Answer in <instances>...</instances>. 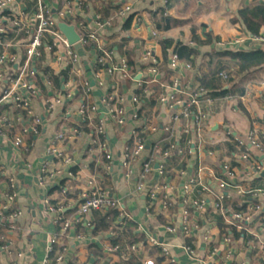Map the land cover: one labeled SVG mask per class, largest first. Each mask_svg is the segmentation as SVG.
<instances>
[{"label": "crops", "instance_id": "crops-1", "mask_svg": "<svg viewBox=\"0 0 264 264\" xmlns=\"http://www.w3.org/2000/svg\"><path fill=\"white\" fill-rule=\"evenodd\" d=\"M78 1L80 4L73 6L75 18L96 29L101 40L89 45H73L78 60L68 63L63 45L57 43L48 50L47 45L53 37L46 36L41 55L30 62L35 70L30 81L36 89V94L30 95V108L39 116L40 123L37 134L23 136L29 144L26 153L15 154L11 138L22 124L31 127L33 122H29L25 112L13 107L9 97L2 103L1 111L10 117H20L9 130L8 137L0 138V157L6 169L13 170L18 178L14 206L21 209V214L17 218L19 229L7 231L5 235L8 249H0V264L13 261L45 264L50 237L59 229L54 213L46 208V198L54 203L68 204L64 212L70 225L61 237L65 251L63 261L57 264H130L126 255L120 256L107 249L106 245H111L108 238L115 233L113 230L93 231L92 220L102 210H93L85 216L77 213L76 206L81 194L88 190L89 180L120 202L126 215L124 220L133 223L136 233L142 235L141 240L134 242L138 245L142 264L162 255L160 246L151 245L148 237L163 243L175 264H264V179L254 177L259 172L257 165L262 154L247 141L250 131L259 138L264 134V67L238 72L232 59L224 53L248 51L258 46L264 48V44L258 45L250 39L251 34L239 21H234L241 7L264 3V0H135L126 16L118 14L117 0L112 7L106 6L107 0ZM44 2L58 20L57 12L64 0ZM19 8L24 12L22 26H31L36 0H19ZM160 8H165L167 15L179 22L168 30H158L155 21L159 15L153 13ZM96 16H100V25H97ZM7 23L8 20L0 18V24ZM152 31L157 35L153 36ZM263 32L264 25L260 28V33ZM9 34L0 51L14 53L16 61L4 68L0 96L13 85L24 63V47L28 40L23 29ZM163 39L170 41L167 60H164ZM119 44L121 51L116 49ZM109 46L113 47V54L106 57L107 66L125 59L126 48L133 49L134 66L128 76H123L118 69L108 73L107 67H98V57ZM147 51L149 56L145 55ZM172 52L178 54L176 68L169 64ZM154 61L155 78L159 76L156 79L161 80L163 88L160 95L171 93V82L178 79L182 86L189 83L193 88L202 87L210 98L199 104L205 114L199 134L192 118L172 121L171 116L180 111V106L169 107L159 100L160 95L152 102L148 89L152 82L146 77ZM186 62L190 63V68L183 66ZM221 71L228 73L227 80L218 76ZM36 77L41 79V84ZM86 81L88 90L84 86ZM138 81H143L147 87L135 104L133 97L141 86ZM67 92H71L72 97L68 98ZM110 95L115 98L114 107L125 109L122 124H116L111 118V107L107 104ZM176 97L185 100L187 92L176 93ZM56 98L60 102H55ZM81 105L86 108L84 114L80 113ZM133 111H138L149 126L143 134L145 149L139 158L130 162L132 171L126 175L125 147L131 144L137 125L132 119ZM100 121L104 126L103 138L109 146V161L97 146L103 139L96 132ZM60 132L65 137L57 147L73 158L68 165L45 154L47 146ZM236 138L247 142V150L237 144ZM171 144L174 146L169 149ZM166 150L168 153L164 154ZM150 157L152 170L140 179L142 162ZM44 162L54 174L42 179L40 168ZM157 165L162 166V173L155 170ZM223 165H227L229 176ZM191 178L195 183L185 192L184 185ZM140 181L143 186L138 189ZM221 181L225 182L224 187L219 186ZM163 185L168 188L166 192L172 206L161 209L155 204L149 211L147 193L156 190L161 194L165 191ZM4 187L5 178L0 174V189ZM236 187L252 190L255 194L244 198L236 192ZM220 194L224 198L216 207ZM199 198H204L206 205L195 209L190 201ZM183 210H187L191 226L196 225L190 227L189 235L180 229ZM237 212L242 214L241 218L234 216ZM218 219L228 228H234V233H221ZM167 225L174 226L175 230L168 232ZM116 228L124 242L132 237L124 223ZM206 234L209 241L205 239ZM224 235L230 236V242L223 240ZM185 246L192 252L189 253ZM212 247L216 248L213 256L210 254Z\"/></svg>", "mask_w": 264, "mask_h": 264}, {"label": "built area", "instance_id": "built-area-1", "mask_svg": "<svg viewBox=\"0 0 264 264\" xmlns=\"http://www.w3.org/2000/svg\"><path fill=\"white\" fill-rule=\"evenodd\" d=\"M123 3L121 5L118 14L120 16H126L131 10V3L135 0H122ZM80 4L78 0H64L62 8H60L57 12L58 20H56L53 16L52 9L49 5H47L44 0H36V10L33 14V23L30 25L22 26L24 12L19 8V0H0V18L3 20H8L9 24H0V46L6 44V40H4L9 32L14 30L23 29L28 34V40L25 43L24 54L25 60L24 63L20 66L17 77L13 80V85L9 88L5 89L0 96V106L7 97L11 99V104L13 107L19 111L25 112L27 117L29 118V122H33L32 126H28L27 124H22L20 130L13 134L11 138V144L14 147L15 154L21 155L26 153L29 150V144L25 143L23 136L24 134L31 133L37 134L39 129L37 124L40 123V118L37 114H34L32 109L30 108V95L36 94V89L33 83L30 81L31 78L35 76V70L31 67L30 62L38 58L41 55V47L45 43L46 36L50 35L53 37L51 43L47 45V49L51 50L57 43H60L64 47V52L68 58V63H75L78 60V55L76 51L73 49V44H69L66 36L62 33L60 28L58 27V23L63 22L68 25H72L75 32L78 35V44L89 45L92 42L100 41V34L96 29L89 28L84 20H80L75 18V11L73 6ZM100 16H96L98 19ZM100 19L97 21V25H100ZM152 35L156 36L157 32L152 31ZM250 39L258 44H264V32L258 33L256 35H251ZM113 54L112 48L109 46L104 49V52L101 56L98 57V62L101 64L106 63V57H109ZM146 56L150 55V52L147 51L145 53ZM16 61V56L14 53L6 52L5 50L0 51V78L3 75L4 68L6 66H10ZM154 64L147 69V72L150 76H155L157 74V68ZM169 64L172 68H176L179 66V58L175 52H172L169 57ZM185 68H190V63L186 62L183 64ZM121 70L123 76H128V66L127 62L124 58L121 59L119 63H113L110 66H107V72L111 73L114 70ZM218 76L224 80L228 79V73L225 71H221L218 73ZM143 81H138V85H142ZM98 84H102L101 78L98 79ZM84 86L86 90L89 89L88 82H84ZM172 92L169 94H163L159 96V100L164 102L169 107H173L174 105L180 106V111L174 113L171 116L172 121H178L182 118H192L193 123L195 125L196 133L199 134L200 129L203 126L205 120V114L199 109V104L202 100H210V98L206 97L204 89L202 87L193 88L189 83L185 85H181L178 79H174L171 82ZM187 92V98L182 100L181 98L176 97V93L179 92ZM66 96L68 98L72 97L71 92H67ZM115 98L113 96H108L107 104L110 105V114L112 120L116 124H122L125 121V109L123 107H114L113 100ZM140 101L137 95H134L133 102L138 104ZM55 102H60V99L56 98ZM85 106L81 105L80 113L84 114ZM90 109H94L91 106ZM0 109V138L8 137L9 130L20 120V117H10L5 112ZM132 119L137 122L136 127L132 132V141L130 145L125 147L124 152V161L123 165L126 167V175H130L132 169L129 167L130 162L139 158L142 152L145 149L144 142V132L148 129L147 121L143 119V117L139 114L138 111H133ZM28 122V123H29ZM166 129H169L167 126ZM187 131V129L185 130ZM96 132L101 138L104 137V126L100 121L96 128ZM63 133H57L51 143L45 149V154L55 156L56 158L61 159L64 165L71 164L73 162V158L71 155L67 153H63L57 147V143L64 139ZM248 145L255 146L258 150H260L261 154L264 155V134L261 138L256 137L252 131H250L247 135ZM236 142L238 145L242 146L247 150V145L244 140L236 138ZM188 143V142H187ZM98 149L104 155L106 160L111 159V155L109 152L108 143L105 139H101L97 142ZM173 144L169 146V149L173 148ZM168 150L164 151V154H167ZM243 157H246L243 154ZM153 159L150 157L148 159L143 160L142 169L140 173V179H143L151 170H152ZM5 163L2 162L0 157V174L5 178V187L0 189V249L7 250L8 245L6 244V233L7 231H15L19 229V225L17 224V218L21 214V209L14 206V199L17 196L18 189V178L13 170L6 169ZM224 169L227 171V165H223ZM263 168V164L260 162L257 165V171ZM155 170L159 173H162V166H155ZM42 179L49 177L54 174L53 171L49 169L47 162L42 163L40 168ZM228 176L230 172L227 171ZM195 183L193 178L189 179V181L184 185V191H189L191 185ZM143 183L138 182L137 188H142ZM220 187L225 186V182L221 181L219 183ZM165 191L160 195H157L156 190H150L147 193V197L149 200L148 210L151 211L152 206L157 204L161 209H167L172 206L171 197L169 193L166 192L168 190L167 186H161ZM236 192L244 196V198H248L254 196V191H244L239 187H236ZM65 190H62L64 193ZM224 198L223 194H220L218 197L217 203L215 206H219V201ZM185 201V199H184ZM187 201V200H186ZM46 208L54 213V221L58 225V232L54 233L50 237V244L47 248V254L45 258V264H57L63 261V254L65 251V247L61 244V237L67 231L70 221L65 216V208L68 204H64L62 202L52 203L48 198L44 200ZM190 204L195 209H202L206 205V201L204 198L194 199L190 201ZM112 207L118 211V225L120 226L122 220L126 217L123 212V208L118 200L113 198L110 194H108L104 189L100 186L96 185L93 180L88 181V190L84 191L80 196V201L76 206L77 213L80 216H85L89 212L93 210H103L105 208ZM258 208V206H256ZM236 218H241L242 214L237 212L234 214ZM90 225L89 222H87ZM196 225L189 222L188 212L187 210H183L182 219L180 223V229L185 235H189L190 227H195ZM166 230L168 232H173L175 227L172 225H167ZM262 231L264 232V226L262 227ZM205 239L209 241V236L206 234ZM230 236L224 235L223 240L225 242H230ZM148 241L151 245L160 246L161 254L165 256L166 260L170 263H175L172 256L169 255L167 247L158 242L156 239L152 237H148ZM59 246V250L56 252L54 260L50 259V253L53 250V246ZM107 249L110 252H115L118 249V245H106ZM185 249L191 253L192 249L189 246H185ZM127 250L138 252V245L133 243L127 246ZM210 254L213 256L216 254V248L212 247L210 250ZM10 264H18L13 261ZM96 264H103V262H97ZM143 264H153L152 260H145Z\"/></svg>", "mask_w": 264, "mask_h": 264}, {"label": "trees", "instance_id": "trees-1", "mask_svg": "<svg viewBox=\"0 0 264 264\" xmlns=\"http://www.w3.org/2000/svg\"><path fill=\"white\" fill-rule=\"evenodd\" d=\"M113 3H114V0H107L106 6H109V7L111 5L113 6L114 5ZM122 3H123L122 0H117V6L115 7L119 8L118 10H120ZM153 14L159 15L155 21L156 28L158 30H168L173 25H175L177 22H179L175 18H172L171 16L167 15V13L165 12V8H160ZM234 21H239L241 25L243 26L244 30L251 35H256L260 33V28L262 27V25H264V3H261V2L253 3L250 5L241 7L237 11V17L234 19ZM162 45L164 48V60H167L168 57L166 55V49L167 47H169L170 41L163 39ZM116 49L121 51L122 49L121 45L120 44L117 45ZM112 50H113V47H112ZM125 52H126L125 59H126L127 66H128V72L130 73L134 66V60L132 58L133 49L131 47L126 48ZM177 52L180 54L181 51L177 50ZM224 53L228 55L230 59H232L234 64L237 66L238 72H249L251 70L264 67V48L261 46L258 48L248 50V51L237 50V51H226ZM98 67L106 68L107 64L106 63L101 64L98 62ZM146 79L149 80V82H152V84L149 85L148 89L151 92L150 96L153 98L152 102H154V98L158 97L163 90V88L160 86L161 80L156 79L155 76L153 77L150 76L149 73L147 74ZM36 81H38L41 84V79L39 77H36ZM145 87H147V84L142 83L140 88L136 89L135 94L139 97H141V94L143 96V90ZM3 106L4 105H1L0 109L3 108ZM157 195H160V193H157ZM51 202L54 203L55 201H51ZM118 221H119L118 211L112 207L105 208L102 210V213L100 215H96L94 219L92 220L93 231L100 232V231H106V230H109V231L113 230L115 233L112 234V236L108 238V240L111 245H118V249L115 251V253L120 256L126 255V258L130 264H142V260L140 259L141 254H139L138 252L127 250V246L134 242H138L139 240H141L142 235H139L136 233L133 223L125 221L123 219L122 224L123 223L125 224V228L129 232V235L132 236L127 242H124L122 238V234L119 233L116 228L118 225ZM218 221H219L221 233L227 234L229 233V231H232V233H234V228H232L231 226L228 228L226 225L222 224L219 219ZM59 248H60L59 246H56V245L53 246V250L51 251L49 255L52 261L54 260L56 252L59 250ZM165 259L166 258L164 255L157 256L154 259L153 264H175V263H170V262H164Z\"/></svg>", "mask_w": 264, "mask_h": 264}, {"label": "water", "instance_id": "water-1", "mask_svg": "<svg viewBox=\"0 0 264 264\" xmlns=\"http://www.w3.org/2000/svg\"><path fill=\"white\" fill-rule=\"evenodd\" d=\"M58 27L60 28L62 33L66 36L67 41H68L69 44H73V45H77L78 44V42H77L78 35L75 32V30H74L72 25H68L66 23L60 22V23H58ZM258 47H260V46H258ZM158 77L159 76H156V78H158ZM259 159H260L261 163L263 164V168L260 170V172L256 173L254 175V177H256V178L260 177V178L264 179V155L262 154L259 157Z\"/></svg>", "mask_w": 264, "mask_h": 264}]
</instances>
